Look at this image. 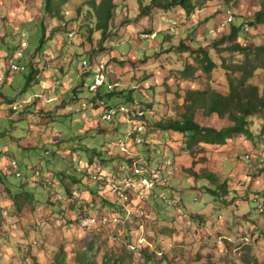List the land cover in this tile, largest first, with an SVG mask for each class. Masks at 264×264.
I'll list each match as a JSON object with an SVG mask.
<instances>
[{"label":"rangeland","instance_id":"1","mask_svg":"<svg viewBox=\"0 0 264 264\" xmlns=\"http://www.w3.org/2000/svg\"><path fill=\"white\" fill-rule=\"evenodd\" d=\"M90 1L71 0L65 18L57 19L43 0H0V264H77L84 253L90 264H264V110L251 117L252 135L200 146L194 154L185 149L183 133L156 124L177 116L187 88L229 92L228 74L204 72L187 45L216 54L213 41L231 29L225 6L235 11L234 24L246 23V33L219 43L221 51L235 40L264 43V24H250L264 0H199L190 17L180 8L147 9L151 0H117L104 40ZM24 40L21 61L28 69L10 72ZM223 55L243 58L228 50ZM85 58L103 65L114 84L113 94H103L107 105L145 108L148 146L127 136L135 123L118 115L105 120L94 106L76 110L94 94ZM186 63L197 67L190 79L180 74ZM257 81L264 91V70ZM230 123L229 115L205 122ZM159 149L175 158L177 174L146 197L138 186L127 189L135 203L120 200L110 186L99 192L96 179L81 181L86 172L111 179L130 168L127 157L160 163ZM206 171L216 177L195 174ZM214 183L221 188L216 195ZM105 212L120 222L91 230L80 225L83 214ZM142 242L151 246L149 258ZM131 243L139 248L130 250Z\"/></svg>","mask_w":264,"mask_h":264},{"label":"trees","instance_id":"2","mask_svg":"<svg viewBox=\"0 0 264 264\" xmlns=\"http://www.w3.org/2000/svg\"><path fill=\"white\" fill-rule=\"evenodd\" d=\"M70 1L71 0H43V4L45 11H47V13L53 18L64 19V13L66 11L65 9ZM198 2L199 0H151V4L147 6V9L158 8L161 10L170 11L174 8H180L186 13L187 17H190L197 9ZM88 5L91 6V11L97 19L96 29L102 32L104 40L111 34L110 32L112 28V22L115 19L116 12L118 10L117 0H101L100 2L97 0H91ZM228 10H232L234 13L233 20L227 23L231 29L228 35H223V37L220 39L213 41V48L217 50L216 54L204 46H195L193 44L186 45L192 50V53L196 55L197 62H199V66L204 72L210 73L214 69H220L228 74L230 81L229 92L226 93L224 91L216 90L210 87L187 88L183 101L176 110L177 116H170L156 122L159 129L183 133L186 137L185 149L191 154H194V152L200 146H223L228 144L230 140L237 136L243 137L245 135H252L253 131L251 129V117L254 116L258 111L264 110V91L257 81L258 74L261 70H264V43L259 44L253 38L246 42L235 40L232 43L223 46V50L221 51L219 43L224 42L229 37H238L246 33V23L242 25L234 24L235 11L225 6L226 15H228ZM250 24L252 26L264 24V5L258 12H256L254 18L251 19ZM227 50L235 56L241 54L243 58H236L233 60L227 59L223 55V51ZM17 59V61L20 62L22 58ZM196 70L197 67L195 65L192 63H186L184 68L180 71L181 77L183 79H190L194 77ZM32 80L33 74H30L29 83L32 82ZM102 88H105L106 90H102ZM92 92L94 94L89 98V101L93 103V106L96 107L97 110L102 109L104 112V106L105 104L107 105V103H105L102 99L103 94L110 96L114 93V90L101 87L100 89ZM131 102L134 103L133 101ZM139 107L140 106H138V108ZM140 108L143 109V107ZM143 110L145 111L146 120L147 111L145 108ZM215 115H220L223 117L229 115L231 123L223 128L206 125L205 122ZM134 117L135 116L132 115V118ZM122 118L126 121L124 116H120L121 120H123ZM113 121L114 120L111 122ZM133 132H136V129ZM132 135L133 138H135L136 134L132 133ZM145 139L146 142L143 144L148 146L150 142L148 141V138L145 137ZM167 156L170 155L167 154ZM127 158L131 165V163H133L134 157ZM173 165L176 169L175 158L173 159ZM190 168L192 167H185V169L188 171H190ZM115 173L117 172L115 171ZM176 174L177 170L173 176ZM195 174L201 179H213V176H215V174L208 171H206V173L196 172ZM85 175L86 176H84L81 181H83L85 177L87 179H96L100 184V188L98 189L99 192L102 191V188H107L109 183L108 179L94 178L93 175L89 174L88 172H86ZM169 185L170 180L168 182L157 183V186ZM216 185L217 184L214 183L213 187L216 188ZM215 188H211L210 192L215 195L219 194L218 189L221 188ZM91 191L97 194L96 191L92 189ZM31 196V198H33V195ZM104 196L107 197L106 195ZM131 201L135 203L134 198H131ZM255 202L258 203L259 200H255ZM138 246L142 248V253L149 258V250L147 248H149L150 245L147 246L142 243L140 245L138 244ZM138 248L136 247L134 249L131 247L130 250L135 251ZM81 256L82 257L77 260V264H90L91 261L88 257V253H84ZM108 260H105L103 264H110Z\"/></svg>","mask_w":264,"mask_h":264},{"label":"built area","instance_id":"3","mask_svg":"<svg viewBox=\"0 0 264 264\" xmlns=\"http://www.w3.org/2000/svg\"><path fill=\"white\" fill-rule=\"evenodd\" d=\"M227 19L225 20L224 24H227L233 20V12L232 10H228ZM25 33H22L24 36ZM28 46L27 41H22L20 47L16 51L17 58H24L25 57V50ZM97 66V65H96ZM94 66L88 58H85L82 61V68L85 71H90L94 74L93 82L88 86L90 91H96L101 87H106L107 89L111 90L114 88V84L109 82L108 76L104 71V66L100 65L98 67ZM28 69V64L13 61L10 64L9 70L10 72L16 73L20 71H24ZM5 81V77L0 72V85ZM56 88V86H55ZM93 106V103L85 101L81 104V107H78L77 111H84L85 109H89ZM105 110L103 113V118L108 121L114 120L115 116L119 114L120 116H124L127 122L135 123L136 127L131 128L128 130L127 136L133 139L136 144H143L146 142L145 136L143 132L146 129V120H145V111L142 108H138V106L133 107L130 104H119L118 106H104ZM132 115L135 116L132 118ZM136 129V132H133ZM132 133L136 134L135 138H133ZM121 150L126 151V143L121 144ZM158 153L162 156L161 162H154L152 160H133L131 163L130 168L126 170H120L119 172L115 173L111 179H108V185L110 186L111 190L117 194L120 200L124 201H131V195L127 189L134 188L136 186L139 187L141 190L140 195L146 197L147 194L153 193V190L156 188L157 183L159 182H168L171 177L175 174V167L173 165V160L170 156H165V153L162 149L157 150ZM15 162L13 161V164ZM20 175V173H18ZM94 178H102L98 177L96 174L93 175ZM121 182V183H120ZM141 196H138L141 198ZM166 198V196H163ZM176 202L175 200H169V202ZM124 204V203H123ZM132 207V206H131ZM130 209V207L128 206ZM63 215L65 212H62ZM61 215V216H63ZM121 216L112 213H102V214H89V215H82L79 218L80 225L83 229L91 230L97 226H107L109 224H118L120 222ZM144 243V242H142ZM141 243V244H142ZM140 245V243H139ZM132 248H136V244L132 243Z\"/></svg>","mask_w":264,"mask_h":264},{"label":"crops","instance_id":"4","mask_svg":"<svg viewBox=\"0 0 264 264\" xmlns=\"http://www.w3.org/2000/svg\"><path fill=\"white\" fill-rule=\"evenodd\" d=\"M74 97H78V98H79V96H78L76 93H74ZM55 98L58 99V97H55ZM56 139H57V138H56ZM178 208L181 210V207H178ZM178 212H180V211L177 209V215H179ZM181 217H183V216H181Z\"/></svg>","mask_w":264,"mask_h":264}]
</instances>
